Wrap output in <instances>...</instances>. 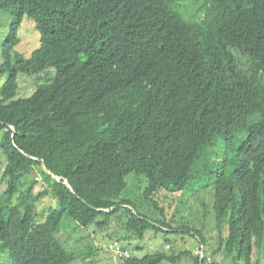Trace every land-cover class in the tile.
I'll list each match as a JSON object with an SVG mask.
<instances>
[{
  "label": "trees",
  "instance_id": "1",
  "mask_svg": "<svg viewBox=\"0 0 264 264\" xmlns=\"http://www.w3.org/2000/svg\"><path fill=\"white\" fill-rule=\"evenodd\" d=\"M197 1L202 14L192 17L187 0H0L11 17L0 64L3 264H93V251L65 238L114 216L123 239L152 229L204 246L198 228L167 218L156 199L197 179L213 187L216 250L231 264H253L254 252L264 264V0ZM24 15L40 34L37 61L15 50ZM50 67L52 78L14 98L19 73ZM34 172L46 188L36 196V179L24 186ZM130 175L136 202L124 196ZM46 192L55 206L36 214ZM183 258L211 264L183 244L121 264Z\"/></svg>",
  "mask_w": 264,
  "mask_h": 264
},
{
  "label": "rangeland",
  "instance_id": "2",
  "mask_svg": "<svg viewBox=\"0 0 264 264\" xmlns=\"http://www.w3.org/2000/svg\"><path fill=\"white\" fill-rule=\"evenodd\" d=\"M198 4L197 0H187L183 12L192 17L201 15L202 9L198 8ZM10 19L11 17L8 12L0 10V64L2 62L1 45L9 33ZM16 33L20 41L15 46V50L24 57L37 61V48L40 45V34L36 28L35 21L24 15ZM47 70V72L35 75L19 73L17 76L18 87L14 98L29 96L35 90L37 83L45 82L48 78H52L55 74L54 68L50 67ZM7 77V73L0 74V87L6 81ZM1 160L0 192L4 188V184L1 181V173L6 159L3 156ZM35 172L33 173V178H28L24 186H27L33 179H36L37 183L34 184L32 190L33 195L36 196L39 192L46 190V188ZM133 177V175L128 177V181L134 183L130 184V187L124 191V196L136 202L137 193L140 190H137V182L132 181ZM199 180L200 179H197L192 186L186 188L184 191L167 193L165 198L159 194L156 199L158 203L164 207L167 218L178 220L180 216L186 223L198 228L205 238L204 246L200 244L196 237L188 233H183L181 235L173 232L156 233L152 229L146 230L142 238L131 235L127 239H123V219H118L116 216L113 217L104 229H99L95 225H89L84 231H80V233L72 234L70 237L65 238L67 245L72 248L71 250H75L77 253L93 251L90 257H85L86 260H92L93 264H121V258L118 254L108 247L114 240L118 241L132 256L136 257H142L145 254H151L157 251H167L168 245L181 246V244H183L185 248L190 249L194 254L202 255L201 252L204 250L211 264H231L232 262L228 255L222 250H216L219 244L220 234L215 227L212 208L213 187L211 184H201ZM54 204L55 200L46 192V194L39 196V198L34 201L36 214H43V210L45 211L49 207L55 206ZM176 224L178 223H173V225ZM256 258L257 255L254 252L252 257L253 264H255ZM5 260L6 257L1 256L0 264H3ZM81 263L82 258L80 256L73 260L62 258V260L57 262V264ZM163 264H190V262L188 259L183 258L176 263L165 262ZM240 264H245L244 260H240Z\"/></svg>",
  "mask_w": 264,
  "mask_h": 264
},
{
  "label": "built area",
  "instance_id": "3",
  "mask_svg": "<svg viewBox=\"0 0 264 264\" xmlns=\"http://www.w3.org/2000/svg\"><path fill=\"white\" fill-rule=\"evenodd\" d=\"M10 127L13 129V126H10ZM108 247L109 249L117 253L120 258H126L130 256L129 251L125 247L120 245L119 242L116 240L110 243Z\"/></svg>",
  "mask_w": 264,
  "mask_h": 264
},
{
  "label": "water",
  "instance_id": "4",
  "mask_svg": "<svg viewBox=\"0 0 264 264\" xmlns=\"http://www.w3.org/2000/svg\"><path fill=\"white\" fill-rule=\"evenodd\" d=\"M41 161V160H40ZM42 162V161H41ZM53 177H55L56 179H60V176H55V175H53ZM64 182L67 184V181L66 180H64ZM202 253V252H201Z\"/></svg>",
  "mask_w": 264,
  "mask_h": 264
}]
</instances>
